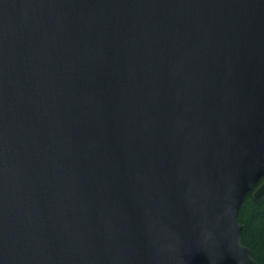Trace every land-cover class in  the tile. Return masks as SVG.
Returning a JSON list of instances; mask_svg holds the SVG:
<instances>
[{"label":"water","instance_id":"obj_1","mask_svg":"<svg viewBox=\"0 0 264 264\" xmlns=\"http://www.w3.org/2000/svg\"><path fill=\"white\" fill-rule=\"evenodd\" d=\"M264 0H0V264H258Z\"/></svg>","mask_w":264,"mask_h":264},{"label":"trees","instance_id":"obj_2","mask_svg":"<svg viewBox=\"0 0 264 264\" xmlns=\"http://www.w3.org/2000/svg\"><path fill=\"white\" fill-rule=\"evenodd\" d=\"M238 219L245 226L242 244L250 249L258 264H264V199L254 203L248 196L240 208Z\"/></svg>","mask_w":264,"mask_h":264}]
</instances>
